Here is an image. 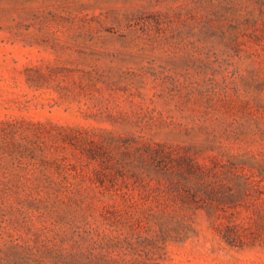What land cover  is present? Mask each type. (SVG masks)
<instances>
[{
  "label": "rangeland",
  "instance_id": "rangeland-1",
  "mask_svg": "<svg viewBox=\"0 0 264 264\" xmlns=\"http://www.w3.org/2000/svg\"><path fill=\"white\" fill-rule=\"evenodd\" d=\"M0 264H264V0H0Z\"/></svg>",
  "mask_w": 264,
  "mask_h": 264
}]
</instances>
